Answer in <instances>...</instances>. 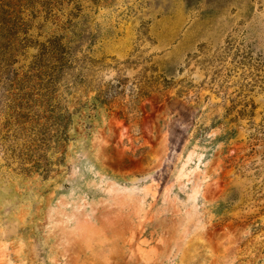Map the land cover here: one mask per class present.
<instances>
[{
  "label": "rangeland",
  "instance_id": "rangeland-1",
  "mask_svg": "<svg viewBox=\"0 0 264 264\" xmlns=\"http://www.w3.org/2000/svg\"><path fill=\"white\" fill-rule=\"evenodd\" d=\"M20 3L0 0V264H264V0Z\"/></svg>",
  "mask_w": 264,
  "mask_h": 264
},
{
  "label": "trees",
  "instance_id": "trees-1",
  "mask_svg": "<svg viewBox=\"0 0 264 264\" xmlns=\"http://www.w3.org/2000/svg\"><path fill=\"white\" fill-rule=\"evenodd\" d=\"M17 2L20 3L21 0H16ZM20 5H24V3H20ZM75 50L73 47L70 46H65L63 52H62V56L61 59H54L55 63H58L60 61L63 60V63H61L60 65H64L65 67H69L68 64H73L75 63V61L77 60V55L75 53ZM5 64V65H4ZM8 67V64L4 63L3 61L0 60V93L5 91H9L10 90V85H5L6 83L4 81H6V78H8L6 76V69ZM6 68V69H5ZM8 71V69H7ZM6 77V78H5ZM144 94V93H141ZM147 94V92L145 93ZM93 101L95 103H97L98 105L101 106H106V107H111V97L110 94L108 93L107 90L103 91L101 89H98V92L96 93L95 96L92 97ZM9 106V105H8ZM170 109H172L173 107L171 103H169ZM180 106V103L177 105ZM184 109H189L188 106H181L180 110H184ZM8 116H10V113H7ZM119 115H123L124 112L121 110L118 111ZM66 124L63 123L62 121L60 123H58V127L56 129H53L54 131V136L57 139H64V137L66 136ZM2 138V140L4 141L6 138V140L8 139H12L13 137H15V134L13 133V129H8V132L5 133V135L0 136Z\"/></svg>",
  "mask_w": 264,
  "mask_h": 264
},
{
  "label": "bare ground",
  "instance_id": "bare-ground-1",
  "mask_svg": "<svg viewBox=\"0 0 264 264\" xmlns=\"http://www.w3.org/2000/svg\"><path fill=\"white\" fill-rule=\"evenodd\" d=\"M98 235V234H97ZM104 235H102V237H103ZM102 237H100V236H98V237H95V238H98V240L99 241H103V239H105V238H102ZM90 239V238H89ZM93 240V239H92ZM96 240V239H95ZM98 240H96V243L98 242ZM92 243V242H91ZM93 244V243H92ZM95 245V244H94ZM97 245V244H96Z\"/></svg>",
  "mask_w": 264,
  "mask_h": 264
}]
</instances>
